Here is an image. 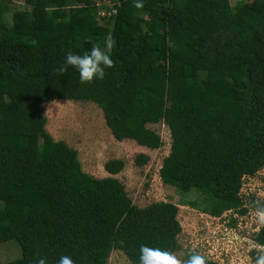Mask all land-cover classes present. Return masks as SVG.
<instances>
[{
	"label": "trees",
	"instance_id": "16d2710c",
	"mask_svg": "<svg viewBox=\"0 0 264 264\" xmlns=\"http://www.w3.org/2000/svg\"><path fill=\"white\" fill-rule=\"evenodd\" d=\"M19 1L29 15L13 11L9 26L0 19V242L15 240L20 254L0 264H35L37 254L47 264L62 255L106 264L112 249L139 264L141 244L180 249L176 204H132L113 176L124 165L118 158L103 163L108 176L85 174L75 149L45 130L47 101L94 102L115 140L149 149L161 140L147 124L161 121L170 136L162 184L194 188L188 205L211 217L246 211L242 177L264 164V0L233 8L228 0H142L141 9L136 0H110L114 67L91 84L75 68L55 69L69 51L104 47L93 4L58 18L65 0ZM147 160L134 157L136 165ZM251 240L264 246V226Z\"/></svg>",
	"mask_w": 264,
	"mask_h": 264
},
{
	"label": "rangeland",
	"instance_id": "374dc122",
	"mask_svg": "<svg viewBox=\"0 0 264 264\" xmlns=\"http://www.w3.org/2000/svg\"><path fill=\"white\" fill-rule=\"evenodd\" d=\"M97 0H65L64 5H57L58 18L66 17L68 9L81 5H94ZM250 0H228L233 8L237 2ZM112 3L103 4L101 9L108 12ZM52 7L47 8L51 13ZM24 10L29 15L30 7L19 0H0V19L7 26L11 24V14ZM95 18L104 29L105 39L109 36L112 19L108 16ZM204 84L209 77L199 74ZM54 101V103H52ZM43 102L42 113L45 117V130L54 140H62L75 149L81 170L92 177L105 175L102 164L107 159L118 158L124 162L123 168L115 177L121 181L131 199V203L143 207L153 201H168L176 204V219L181 230L177 235L180 249L175 252L182 258L184 252L195 250L207 258L221 264H254L257 246L252 242L253 233L260 227L256 222L253 201L264 193V164L250 176H243L239 195L242 214L226 211L219 217H211L188 205L196 196V191L185 184L179 186L162 184L158 176L161 160L169 150L170 136L165 124L161 121L149 123L160 137L157 148L149 149L137 145L131 139L115 140L104 124L101 109L91 101L59 99ZM232 149L233 145L221 147ZM145 153L148 160L143 165H136L134 157ZM20 254L15 240L0 242V263L14 259ZM106 264H130L117 249L109 253Z\"/></svg>",
	"mask_w": 264,
	"mask_h": 264
},
{
	"label": "clouds",
	"instance_id": "9594fccd",
	"mask_svg": "<svg viewBox=\"0 0 264 264\" xmlns=\"http://www.w3.org/2000/svg\"><path fill=\"white\" fill-rule=\"evenodd\" d=\"M134 7L143 8L142 0H136ZM115 45L116 39L109 35L104 39V47L92 42L91 48L83 55L69 51L65 55L64 63L55 71L62 75L67 72L69 67L75 68L79 73L81 84H91L95 80H103L106 74L105 69L114 67V61L109 53ZM253 210L256 222L264 226V193L253 201ZM35 264H47V261L37 254ZM57 264H75V262L71 256L62 255ZM139 264H207V259L197 251H190L186 259H181L172 251L141 244L139 247ZM254 264H264V246H257Z\"/></svg>",
	"mask_w": 264,
	"mask_h": 264
},
{
	"label": "built area",
	"instance_id": "2783aa9c",
	"mask_svg": "<svg viewBox=\"0 0 264 264\" xmlns=\"http://www.w3.org/2000/svg\"><path fill=\"white\" fill-rule=\"evenodd\" d=\"M108 3H110V0H97V1L95 2V7H94V9H95V11H94V16L96 15L97 17L102 18V17H104V16H111V15H113L114 12H115V9L112 8V6H111L110 10H109L108 12H105V13H104L103 10L101 9V6H102L103 4H108ZM93 6H94V5H93Z\"/></svg>",
	"mask_w": 264,
	"mask_h": 264
},
{
	"label": "crops",
	"instance_id": "0c3cea01",
	"mask_svg": "<svg viewBox=\"0 0 264 264\" xmlns=\"http://www.w3.org/2000/svg\"><path fill=\"white\" fill-rule=\"evenodd\" d=\"M52 101H53V100H52ZM147 125H148V124H147ZM147 127H148V126H147ZM148 128H149V127H148ZM139 146H140V145H139ZM141 147H144V146H141ZM144 154H145V153H144ZM104 162H105V161H104ZM104 162H103V163H104ZM102 165H103V164H102ZM102 169H103V167H102ZM103 171H104V170H103ZM104 173H105V175H103V177H105V176H108V175H109V174H108L107 172H105V171H104ZM113 176L115 177V174H114ZM99 178H101V177H99Z\"/></svg>",
	"mask_w": 264,
	"mask_h": 264
}]
</instances>
